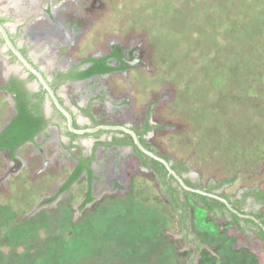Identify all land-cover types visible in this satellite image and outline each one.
Wrapping results in <instances>:
<instances>
[{
    "label": "rangeland",
    "instance_id": "obj_1",
    "mask_svg": "<svg viewBox=\"0 0 264 264\" xmlns=\"http://www.w3.org/2000/svg\"><path fill=\"white\" fill-rule=\"evenodd\" d=\"M19 1L0 0V16L49 80L115 48L139 58L57 89L79 125H92L78 110L87 105L96 124L140 130L148 116L156 126L145 142L184 164L181 175L195 186L235 177L215 190L231 201L264 191V0H41L29 10ZM12 75L25 72L0 40V87ZM46 111L59 131L18 147L16 162L0 153V264H264L254 228L210 216L189 194H181L186 227L178 222L130 146L97 147L91 202L83 204L84 176L61 192L94 138L113 133L78 137L80 151L69 150L62 119ZM13 115L0 90V129ZM240 208L264 215L250 198Z\"/></svg>",
    "mask_w": 264,
    "mask_h": 264
},
{
    "label": "trees",
    "instance_id": "obj_2",
    "mask_svg": "<svg viewBox=\"0 0 264 264\" xmlns=\"http://www.w3.org/2000/svg\"><path fill=\"white\" fill-rule=\"evenodd\" d=\"M117 56L118 54L116 52V49H114V51L105 54L101 57H89L84 61H82V64L90 63V65L85 70L76 72L75 74L71 73L69 75H64L63 73H59L58 75H56L54 87L56 88L58 85H60V83H62L64 78L71 77L72 75L76 79H85L93 75H105L112 73L116 70H124L125 66L121 63L117 67L109 66L108 60L110 58H117ZM0 90L10 94V96L12 97L15 103V112L13 117L0 130V149H6L7 147H12V149H14L16 146L23 144L27 141L32 142L33 138L40 133L44 123L42 117L39 115V101L41 99V96L38 102L29 104L26 93L24 92L20 83L15 78L9 79L7 83H5L3 86L0 87ZM85 114L95 124V119L90 112V107L85 111ZM147 120H148V116L141 123V129L135 130V132L138 135L139 140L144 147H146L150 151H153L155 154H158L152 147H150L145 142L144 139V135L149 131H151L156 126V125H152V126L148 125ZM69 135L71 139L76 137V135H73L71 133H69ZM5 140L7 141L6 145H4ZM98 146H103V147L131 146L133 148L134 155L136 159L139 161L140 165L154 173L156 180L161 186V191L163 192V195L165 196L168 205L176 213L178 217V222L182 223L183 226L186 225L185 223L188 216V208L184 200L181 199V194L186 193L189 194L192 198H194L197 201V203H199L210 216H213L215 218L219 216L225 217L226 213H228L235 228L241 232H245V227L243 226V224L246 227L254 226L255 235L264 245V232L261 229V227H259L250 219H241L237 217L235 214L230 213L229 211H227L226 207L217 200L199 194L188 193L183 191L181 188H179L178 185L174 186L172 184L174 182L173 178L171 176L167 177V172L163 167V165L143 155L136 148V146L133 145L130 136L126 134L122 136L113 135L110 141L96 142L90 156L84 159L82 157L79 158L77 165L73 168L68 178L60 186L61 192L68 190L77 181L81 173L85 172L87 189L84 195L83 204L85 205L92 201L91 192H92L93 172L90 169L89 165L90 162L94 159V151ZM160 156L168 161L167 157L162 155ZM172 168L179 175H181L180 168L183 169L184 171H188V169L184 167V164L172 165ZM183 179L185 184L190 187L205 189L199 186H195L186 178ZM234 179L235 177L231 179H223L219 181L217 184L210 185L205 190L208 192H215L217 188L223 185L231 184L234 181ZM220 195L226 198L232 204V206L237 210H239L238 206L240 207V204L244 203L249 198L264 206V191L258 190L257 188H252L244 191L242 193V197L240 200H236L232 202L228 197L224 196L223 194ZM250 215L255 216L264 225V215H260V214H250Z\"/></svg>",
    "mask_w": 264,
    "mask_h": 264
},
{
    "label": "flooded vegetation",
    "instance_id": "obj_3",
    "mask_svg": "<svg viewBox=\"0 0 264 264\" xmlns=\"http://www.w3.org/2000/svg\"><path fill=\"white\" fill-rule=\"evenodd\" d=\"M4 1H6V0H4ZM41 0H20L19 1V3L17 4V6H23V7H25V8H28V10H29V8H30V6H33V4L34 3H39ZM15 3H17V1L15 2ZM0 22L3 24V25H5L4 24V20L1 18V16H0ZM5 28H6V26H5ZM6 30H7V28H6ZM7 32L9 33V36H10V38H11V40L13 41V39H12V36H11V34H10V32L7 30ZM0 40H1V42H2V44L4 45V43H3V41H2V39L0 38ZM13 43L15 44V46L20 50V52L24 55V57L25 58H27V60L39 71V72H41V74L45 77V79H47V81H48V83H49V85H50V87L53 89V91H54V93H55V95L57 96V98H58V100H59V102L65 107V109L67 110V111H69V113L71 114V116H72V118H73V126H74V128H76V129H81V128H88V127H93V126H96V125H99V124H94L91 120H90V118H88L87 116H86V114H85V111L90 107L89 105H87V107H85V108H78V110L80 111V114L83 116V117H86V118H88L91 122H92V125H84V126H82V125H79L77 122H76V119H75V117H74V115H73V113H72V111L67 107V105L65 104V102L63 101V99L61 98V96H59V94L57 93V89L60 87V86H62V85H65V84H68V83H74V82H80V81H85V80H87V79H90V78H92V77H95V76H102V75H93V76H90V77H88V78H85V79H76L73 75L71 76V77H68V78H64V80L62 81V83H60V85H58L56 88L54 87V83H55V76L56 75H58L59 73H63L64 75H69V74H71V73H73V74H75L76 72H79V71H83V70H85L89 65H90V63H84V64H82V65H85L83 68H80V67H78V66H74V67H69V68H67V69H65V70H60V71H57V72H53L52 74H51V80H49V78L28 58V56L26 55V53H25V51L24 50H22L21 48H19L17 45H16V43L13 41ZM116 49V52H117V54H118V56H117V58H110V59H116L117 61H118V66H119V64L121 63V64H123L122 62H120V60H119V56H123L122 55V53H121V51L118 49V48H115ZM119 50V51H118ZM9 54H10V56H12L15 60H16V58L8 51V50H6ZM112 51H114V49H112L110 52H112ZM109 52V53H110ZM123 57H125V58H130V57H127V56H123ZM132 57V56H131ZM16 62H17V60H16ZM20 67H21V64H19V63H17ZM124 65V64H123ZM125 66V65H124ZM22 68V67H21ZM129 67H127V66H125V69H128ZM23 70H24V72H25V76L24 77H18V76H15V75H12V76H9L8 78H6V80H5V82H4V84L5 83H7L8 81H9V79H11V78H15L19 83H20V85H21V87L23 88V90H24V92L26 93V95H27V100H28V102H29V104H33V103H36V102H38L39 101V98H40V96H41V99H40V101H39V115L42 117V119H43V121H44V123H43V126H42V128H41V131H40V133L39 134H37L34 138H33V141L32 142H30V141H27V142H25V143H23V144H26V143H33L34 142V140H35V138L36 137H38V136H40V135H42L44 132H46L48 129H56L57 131H59V129H58V126H57V122L56 121H54L52 118H51V115H50V113H48L47 111H46V107L48 106L50 109H53L57 114H58V116L62 119V121H63V124H64V129H65V132H66V137H67V139L69 140V146H68V149L69 150H73V149H77V150H79L80 151V144H78L75 140L78 138V137H83V136H86V135H92V136H95V135H97L99 132H101V131H98V132H95V133H92V134H84V135H77V134H73V133H71V132H69L68 131V129H67V126H66V122H65V118L62 116V114L55 108V106L52 104V102H51V100L49 99V97H47V93H46V91L44 90V89H42V87H41V85L39 84V83H37V87H33V86H31V85H33L32 83L33 82H35L36 83V79H35V77L32 75V74H30L29 72H27L24 68H22ZM124 69V70H125ZM110 74V73H109ZM105 75H107V74H105ZM29 81H32V82H30L29 83ZM3 84V85H4ZM31 84V85H30ZM2 85V86H3ZM6 93V92H5ZM41 93V94H40ZM8 94V93H7ZM36 94V95H35ZM40 94V95H39ZM8 96L10 97V99L12 100V102H13V107H14V112H15V103H14V101H13V99H12V97L10 96V94H8ZM47 99H48V101H49V104L47 105ZM92 114V113H91ZM121 125V124H120ZM3 128V127H2ZM1 128V129H2ZM0 129V130H1ZM136 129H134V131H135ZM69 133H71V134H73V135H76V137H74L73 139H71V137H70V135H69ZM111 133H113V135H118V136H122V135H124V134H122V133H120V132H111ZM117 133V134H116ZM112 135V136H113ZM112 138V137H111ZM111 140V139H110ZM98 141H101V140H99L98 138H94V141H93V146H92V151H93V147H94V145H95V143L96 142H98ZM7 144V141L5 140L4 141V145H6ZM23 144H20V145H18V146H16L14 149H12V147H7L6 149H0V153H3L6 157H8V159H9V161L10 162H12V161H14V162H16L15 160H14V155H15V151H16V149L18 148V147H20L21 145H23ZM78 147V148H77ZM112 147H116V146H112ZM117 147H129V146H117ZM131 147V146H130ZM107 148V147H106ZM132 148V147H131ZM97 149V148H96ZM132 150H133V148H132ZM96 151V150H95ZM95 151H94V157H95ZM91 155V154H90ZM90 155H88V156H90ZM88 156H86V157H88ZM86 157H82L83 159L84 158H86ZM80 158V157H79ZM79 158H77L76 159V162H75V165H74V167L77 165V163H78V160H79ZM93 163H94V159L90 162V165H89V167H90V169L92 170V166H93ZM172 166V165H171ZM73 167V168H74ZM73 168H72V170H73ZM144 168V167H143ZM71 170V171H72ZM70 174V173H69ZM69 176V175H68ZM68 176H67V178H68ZM81 176H84L85 178H86V175H85V172H82L81 173V175H80V177ZM80 177L78 178V179H80ZM168 177V176H167ZM66 178V179H67ZM184 178V177H183ZM65 179V180H66ZM77 179V180H78ZM93 181V180H92ZM63 184V183H62ZM61 184V185H62ZM173 185H174V182L172 183ZM175 186V185H174ZM231 201V200H230ZM232 202V201H231ZM86 205V204H85ZM238 208H239V210L238 211H240V212H242V213H246V212H244L243 211V209H241L239 206H238ZM236 209V208H235ZM231 213V212H230ZM228 213H226V215H227ZM246 214H253V213H246ZM255 217V216H254ZM256 218V217H255ZM250 227H252V228H254V230H255V227L254 226H250Z\"/></svg>",
    "mask_w": 264,
    "mask_h": 264
},
{
    "label": "water",
    "instance_id": "obj_4",
    "mask_svg": "<svg viewBox=\"0 0 264 264\" xmlns=\"http://www.w3.org/2000/svg\"><path fill=\"white\" fill-rule=\"evenodd\" d=\"M0 38L2 39L5 50H8L17 60V63L21 64V67L24 68L27 72L32 74L35 79L36 83L33 82L31 86L37 87V83H39L47 93V97L51 100L52 104L55 106V108L62 114V116L65 118L66 126L69 132L77 135H84V134H92L98 131H108V132H120L122 134L129 135L133 145L136 146V148L145 156L149 157L150 159L159 162L163 167L165 168L167 172L168 177H172L174 180V185H178L179 188H181L183 191L188 193H194L199 194L214 200L219 201L222 203L227 211L235 214L237 217L241 219H250L255 224H257L264 232V225L253 215L242 213L235 209L232 204L223 196H221L218 192H208L205 189H199L195 187H190L185 184L183 176L177 174L172 166L171 163L167 160H165L163 157H161L158 154H155L153 151H150L146 147L143 146V144L140 142L138 135L134 131V129L130 128L127 125H120V124H99L93 127L88 128H81L76 129L73 126V118L69 111L65 109V107L59 102L57 96L55 95L53 89L50 87L47 79L39 72L28 60L24 57V55L20 52V50L15 46L13 41L11 40L9 33L7 32L5 25H3L0 22ZM119 51V50H118ZM120 62H122L127 67H133L139 62V58L137 57H130L125 58L123 56H119ZM22 78V77H21ZM49 104V101L47 99V105Z\"/></svg>",
    "mask_w": 264,
    "mask_h": 264
},
{
    "label": "bare ground",
    "instance_id": "obj_5",
    "mask_svg": "<svg viewBox=\"0 0 264 264\" xmlns=\"http://www.w3.org/2000/svg\"><path fill=\"white\" fill-rule=\"evenodd\" d=\"M18 0H10V3L15 4V2Z\"/></svg>",
    "mask_w": 264,
    "mask_h": 264
}]
</instances>
